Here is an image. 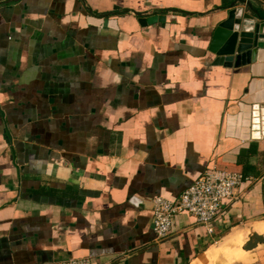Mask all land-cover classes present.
I'll list each match as a JSON object with an SVG mask.
<instances>
[{
  "label": "crops",
  "instance_id": "0c3cea01",
  "mask_svg": "<svg viewBox=\"0 0 264 264\" xmlns=\"http://www.w3.org/2000/svg\"><path fill=\"white\" fill-rule=\"evenodd\" d=\"M227 1L0 0V264L252 253L244 243L264 234V136L229 135L252 77L214 64ZM155 14L163 20L141 22ZM213 166L249 177L224 223L211 236L181 212L155 239L153 198H178Z\"/></svg>",
  "mask_w": 264,
  "mask_h": 264
},
{
  "label": "water",
  "instance_id": "95a60500",
  "mask_svg": "<svg viewBox=\"0 0 264 264\" xmlns=\"http://www.w3.org/2000/svg\"><path fill=\"white\" fill-rule=\"evenodd\" d=\"M218 7L226 12L219 22L210 47L215 65L226 68L247 67L252 77L245 95L238 102L239 111L228 116L230 136L253 140L264 136V0H230ZM163 15L141 19L146 24L163 20ZM106 18L93 17V24H107ZM242 133V134H241ZM264 244V234L252 235L244 248L253 250Z\"/></svg>",
  "mask_w": 264,
  "mask_h": 264
},
{
  "label": "built area",
  "instance_id": "2783aa9c",
  "mask_svg": "<svg viewBox=\"0 0 264 264\" xmlns=\"http://www.w3.org/2000/svg\"><path fill=\"white\" fill-rule=\"evenodd\" d=\"M249 177L241 172L208 167L178 198H153V231L155 239L169 237L177 214L187 212L194 216L208 235H214L224 223V203L235 198L238 187ZM60 264H93L90 258H70Z\"/></svg>",
  "mask_w": 264,
  "mask_h": 264
},
{
  "label": "rangeland",
  "instance_id": "374dc122",
  "mask_svg": "<svg viewBox=\"0 0 264 264\" xmlns=\"http://www.w3.org/2000/svg\"><path fill=\"white\" fill-rule=\"evenodd\" d=\"M248 240L249 239H247V241ZM247 241H244V246ZM239 244L238 242L237 245ZM232 246L235 247L236 245L234 244ZM251 252L252 253H247L246 257L244 255L241 260H238V257L231 256V254H228L221 246L215 245L207 254L200 257L199 262L200 264H206L207 262V264H264V244L259 245ZM193 264L196 263L194 262Z\"/></svg>",
  "mask_w": 264,
  "mask_h": 264
},
{
  "label": "bare ground",
  "instance_id": "6f19581e",
  "mask_svg": "<svg viewBox=\"0 0 264 264\" xmlns=\"http://www.w3.org/2000/svg\"><path fill=\"white\" fill-rule=\"evenodd\" d=\"M255 235V234H254Z\"/></svg>",
  "mask_w": 264,
  "mask_h": 264
}]
</instances>
